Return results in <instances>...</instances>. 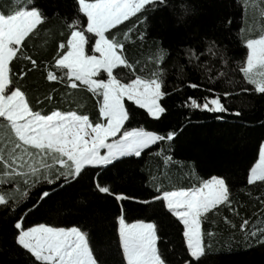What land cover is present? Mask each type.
Wrapping results in <instances>:
<instances>
[{
  "label": "trees",
  "instance_id": "1",
  "mask_svg": "<svg viewBox=\"0 0 264 264\" xmlns=\"http://www.w3.org/2000/svg\"><path fill=\"white\" fill-rule=\"evenodd\" d=\"M36 2L44 10L45 21L26 38L21 54L10 62L12 86H19L26 93L33 110H43V114L54 108L77 110L95 122L99 115L95 95L83 87L71 89L65 82L46 79L49 70L61 75L55 67V58L59 43L66 42L70 34L65 17L70 22L74 16L73 0ZM16 4L17 0H0V13L7 14ZM168 4L162 10L145 12L148 17L145 39L140 40L139 33L134 32L132 40L125 46V55L134 64L136 61L144 63L158 47L168 50L162 65L167 73L164 90L168 95L161 99V105L166 111L159 118H153L146 110L126 101L131 112V120L126 125L129 129L143 127L161 135L174 131L176 135L171 141L149 146L140 157H121L108 166L88 167L68 184L61 179L58 183L63 187L39 184L15 209L11 202L7 206L0 205V264H33L34 258L14 241L13 225L21 217L24 227L36 223L56 227L80 226L89 232L90 245L99 259L105 264H121L114 223L121 206L128 222L136 219L155 222L159 250L169 264H184L188 257L182 243V226L161 203L144 206L134 200L117 202L112 195L99 193L95 183L98 180L113 192L144 200L158 194L157 184L163 190L198 187L201 180L213 175L225 179L232 210L229 205L219 206L202 222L204 243L211 247L200 264H264V245L258 244L256 238L245 242L243 230L239 228L245 219L249 220V230L253 225L264 227V182L247 183L248 169L258 158L259 145L264 142V94L256 93L243 81L237 64L246 58L240 29L246 26V19L252 23L259 8L264 7V0H247V3L245 0H168ZM181 4L189 5L192 11L184 20H177ZM247 7L250 11L245 15ZM135 24L136 18H131L116 31L122 34ZM81 27L86 29V17ZM140 30L144 29L140 27ZM209 41H214L222 50L227 64H222L219 56H210L205 51ZM188 47L199 54V60L194 64L207 62L210 72L204 73L203 69L188 63L184 54ZM86 50L91 54L90 46ZM24 56L35 59L37 66L33 68ZM181 65L184 66L183 79L178 77ZM153 67L148 64V71ZM218 70L228 75L210 82L208 76H216ZM136 72H140L139 65ZM115 74L119 76L118 72ZM100 78L106 79L107 76L104 74ZM229 79L237 83L229 84ZM190 83H198L201 87L192 89L188 86ZM208 88L213 92L209 93ZM242 88L250 90L242 92ZM225 91L231 93L222 100L228 112L213 113L184 106L189 96L202 103L204 96H222ZM49 95L51 100L46 99ZM236 111L241 115L236 116ZM218 116L222 118L217 119ZM165 157L170 159L166 161ZM0 188L6 190L5 186ZM49 189L52 194L33 208L39 193ZM209 232L214 235L209 237Z\"/></svg>",
  "mask_w": 264,
  "mask_h": 264
},
{
  "label": "snow or ice",
  "instance_id": "2",
  "mask_svg": "<svg viewBox=\"0 0 264 264\" xmlns=\"http://www.w3.org/2000/svg\"><path fill=\"white\" fill-rule=\"evenodd\" d=\"M168 6V0H73L74 16L70 22L65 17L70 34L66 42L59 43L55 58V67L61 75L49 70L46 79L65 82L71 89L83 87L95 95L99 109L95 122L77 110L54 108L47 114H43V110H33L26 93L19 86H12L10 62L21 54L26 38L45 21V13L36 0H17L14 9L7 14L0 13V186L6 187V190L0 188V205L7 206L11 202L15 209L39 184L63 187L58 183L61 179L68 184L88 167L108 166L121 157H140L149 146L172 140L176 135L174 131L161 135L143 127L129 129L126 125L131 120L126 101L146 110L147 115L153 118H159L166 111L161 105V99L168 95L164 90L167 73L162 65L168 50L158 47L144 63L136 61L134 64L126 57L125 46L132 40L134 32L139 33L140 40L145 39L148 27L145 12ZM179 7L176 18L184 20L192 9L187 4ZM85 17L86 29L81 27ZM131 18H136L135 25L122 34L116 31ZM240 34L246 58L237 62L238 71L256 93L264 94V7L259 8L252 23L246 19V27L240 29ZM87 46H90L91 54L86 50ZM205 51L210 56H219L220 62L227 64V57L214 41L208 42ZM184 54L189 64L199 60V54L191 47L186 48ZM23 58L29 60L33 68L37 66V61L31 56ZM148 64L154 65L151 71H148ZM138 65L139 74L136 72ZM194 66L203 69L204 73L211 71L207 62L195 63ZM125 69L129 71L125 72ZM183 71L184 66L181 65L178 73L181 79ZM117 72L119 76L115 74ZM104 74L107 78H100ZM227 75V72L218 70L216 76H208V80L214 82L217 77ZM227 83L235 85L237 82L229 79ZM188 86L192 89L201 87L198 83ZM249 90L241 89L242 92ZM207 91L211 93L213 89L208 88ZM230 95L225 91L222 96H204L202 103L189 96L184 106L224 113L229 109L222 100ZM46 99L51 100L52 96ZM235 115L240 116L241 113L236 111ZM168 159L170 157H165L166 161ZM255 182H264V142L260 143L258 158L247 172L248 185ZM95 188L99 193L112 195L117 202L134 200L144 206L161 203L182 225V243L188 257L184 264H200L208 254L211 245L204 243L205 233L202 231L206 216L223 205H229V210H232L229 187L223 177L216 175L201 180L198 187L163 190L157 184L158 194L144 200L113 192L98 180ZM51 194V189L41 191L32 207L35 208ZM22 221L23 217L13 225L14 241L34 258L33 264H105L94 254L89 232L80 226L56 227L36 223L24 227ZM225 221L228 222L227 217ZM114 223L121 264H169L158 248V226L155 222L144 219L128 222L121 206ZM248 225V219L239 225L243 230V240L248 242L256 238L258 244L264 245V227L253 225L249 230ZM213 235L208 233L209 237Z\"/></svg>",
  "mask_w": 264,
  "mask_h": 264
},
{
  "label": "rangeland",
  "instance_id": "3",
  "mask_svg": "<svg viewBox=\"0 0 264 264\" xmlns=\"http://www.w3.org/2000/svg\"><path fill=\"white\" fill-rule=\"evenodd\" d=\"M249 11H250V8L247 7L246 12H245V13H246L245 15H247ZM245 27H246V26H244V28H245ZM254 31H255V28H253V32H254ZM101 151L103 152L104 150L102 149ZM181 226H182V225H181Z\"/></svg>",
  "mask_w": 264,
  "mask_h": 264
}]
</instances>
